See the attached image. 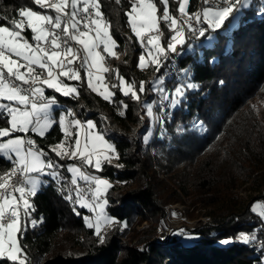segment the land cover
I'll return each instance as SVG.
<instances>
[{"label":"trees","instance_id":"trees-1","mask_svg":"<svg viewBox=\"0 0 264 264\" xmlns=\"http://www.w3.org/2000/svg\"><path fill=\"white\" fill-rule=\"evenodd\" d=\"M99 2L121 52L123 32L129 29L126 13L131 8V0ZM155 2L162 14L163 5L160 0ZM201 3V0H190L189 11L197 10ZM23 6L43 10L33 0H0V16H8L9 21L19 18L17 11ZM177 6V0H169L171 14L178 12ZM262 7L264 0H252V8L245 10L240 25L227 34L224 30L229 18L221 29L215 30L216 40L201 56L197 40L204 37L187 40L183 45L193 43L195 51L188 52L186 46L180 55L171 54L175 56L171 64L179 66L178 74L189 70L187 79L198 82L201 87L199 91L187 93V102L172 110L168 122L156 124L149 143L142 140L150 126L144 102L159 100L150 89L152 82L165 74V68L161 67L156 79L150 80L145 70L138 67L142 53L139 41L132 43L127 39L126 54L121 60L107 57L112 64L109 73L112 83L117 71L129 82L135 80L137 91L140 81L144 80L146 92L140 94V101L124 97L116 87L110 103L92 92L84 79L72 81L80 90L75 99L46 89V95H55L59 101L69 104L77 115L94 119L97 128L116 145L117 161L104 163L99 174L112 181L107 194V212L117 222L105 232V241L101 244L94 229L87 228L83 219L88 210L65 199L67 189H72L70 178L60 184L50 179L32 200L36 211L31 218L40 222L35 228L28 224L23 235L18 234L30 264H261L264 253L253 254V245L222 246L218 241L234 238L241 231L251 234L257 225L264 227L260 223L262 218L251 208L256 199L264 200V107L256 110L252 104L255 96L264 100V17L255 14ZM5 23L0 20V25ZM25 35L31 39L30 32L26 31ZM162 41L167 47L166 33ZM174 75L165 76L168 89L177 83ZM121 100L128 105L127 109L122 108ZM194 120H202L206 130L200 133L193 129ZM0 126H6L4 119H0ZM33 136L41 148L49 151L51 158H56L49 144L62 136L58 124L43 138ZM12 167L0 154V175ZM86 170L94 174L91 167ZM128 181L131 185L119 190L118 183ZM247 182H251L248 190L259 194L246 207L239 190ZM74 196L73 191V200ZM188 199L201 203L204 214L209 217L193 230L199 239L185 243L181 237L170 234L167 243L161 245L154 241L155 227H149L140 239L146 241V248L139 249L125 240L138 218L163 223L167 203ZM258 234L264 237V232ZM0 264L10 262L0 261Z\"/></svg>","mask_w":264,"mask_h":264},{"label":"snow or ice","instance_id":"snow-or-ice-1","mask_svg":"<svg viewBox=\"0 0 264 264\" xmlns=\"http://www.w3.org/2000/svg\"><path fill=\"white\" fill-rule=\"evenodd\" d=\"M33 2L44 11L23 6L17 11L19 18L9 21L8 16H0V20L6 22L0 25V119L6 123V126H0V154L14 165L9 172L0 175V261L10 264H30L18 234L22 236L27 230L29 219L36 211L33 198L49 183L42 177H50L57 184L65 179L58 171L64 165L53 160L29 133L43 138L53 125H59L63 139L51 147V152L60 159L81 162L67 165L70 183L75 186L74 203L94 213V218L85 215L83 219L87 228L94 229L101 244L105 241L102 226L117 222L106 211L109 206L106 194L112 187L110 181L85 170L92 167L102 171L105 162L111 164L113 156L117 155L116 145L106 139V134L97 129L92 119L82 121L70 108L56 119L53 106H59L58 100L56 96H47L45 89L65 98H78V87L66 83L65 79L81 81V70H84L87 87L110 103L116 95L112 88L119 87L124 97L134 101H140V94L146 92L145 82H140L137 91L136 81L129 82L118 71V85L106 82L105 74L112 69L105 66V54L118 58L114 50L117 41L109 31L110 25L104 18L99 0ZM208 2L204 0L205 4ZM160 3L162 14L155 0H131V8L126 13L131 31L144 49L145 54L138 58L142 70L154 66L159 72L164 62L171 59L169 52L180 55L178 46L186 43L185 26L189 39L203 38L209 30L221 29L234 12L252 8V0H222L224 6L205 7L202 12L189 14V0H180L178 11L184 19L178 20L170 13L169 0H160ZM255 14L264 17V7ZM161 21L173 33L167 47L162 43ZM26 31L31 33V39L25 35ZM188 75L189 70H181L184 79L177 77L172 89L165 86L164 76L152 82L150 91L158 95L159 100L144 102L148 117L160 124L161 121L168 122L172 110L187 102V93L200 90V84L187 79ZM119 103L127 109L128 105L122 100ZM154 109L160 115H156ZM152 136L150 125L142 136L143 142L149 143ZM81 181L86 188L80 186ZM67 190L65 199L73 201L72 189ZM258 207L264 208V205ZM75 214L80 215L79 212ZM260 217L264 218V211L260 212ZM40 220H43L42 215ZM260 223L264 225V219ZM37 224V219H30L31 227L35 228ZM258 232H264V227L257 225L251 234L241 231L234 238H223L218 242L222 246L233 243L253 245L264 253V237ZM174 235L187 241L200 238L199 234L184 229Z\"/></svg>","mask_w":264,"mask_h":264},{"label":"rangeland","instance_id":"rangeland-1","mask_svg":"<svg viewBox=\"0 0 264 264\" xmlns=\"http://www.w3.org/2000/svg\"><path fill=\"white\" fill-rule=\"evenodd\" d=\"M209 1H212V4H204V1H203V4L201 3V5H199V12H202L203 8H205V7H216L217 5H213V4H219V2H221L222 0H218V1L217 0H209ZM177 2H178V6H177V9H178L180 0H177ZM189 5H190V0H189ZM219 6H224V5L222 3V5H219ZM245 10H243L241 12H238V13L237 12L233 13V16L229 20L228 27L224 30L225 33L230 34L233 31L234 28H236V27H238L240 25L241 17L244 14ZM37 11H44V10H37ZM187 12L188 13L190 12L189 11V6L187 8ZM50 14H54V13H50ZM172 15H174V14H172ZM174 16L178 19V17H177L178 15H174ZM2 25H4V24H2ZM9 26H10V24H9ZM205 26L207 27L206 24H205ZM109 31H110L111 35L113 36V38L117 41V47H118L119 42H118V40L116 39V37L112 33L111 25H110ZM124 32H126L129 35L130 34L134 35L132 33V31H131L130 26H129V29L124 30ZM216 38H217V36H216L215 30H213L206 37H204L202 40H197V44L201 46L199 49H197L199 56L202 55L203 50L206 47H209V46H211L213 44V42L216 40ZM129 40H131V39L129 38ZM162 43H163V41H162ZM117 47L114 50L118 54V58L116 57L117 58L116 60L118 61V60H121L124 57V55L126 54L127 46L123 47L121 49V52H118ZM140 47H141V45H140ZM178 47H180V46H178ZM185 47L183 46L181 48V50H179V53H181L182 50ZM139 49L142 51L141 54H145L143 48H139ZM187 51L188 52L189 51H195V47H194L193 43H190L187 46ZM107 56L108 55L105 54L106 59L108 58ZM174 58H175V56L171 55V61ZM105 66L109 67L110 69H112V64H111L109 58L106 60ZM138 67H139V63H138ZM168 69L169 68H167V70H166L167 72H168ZM143 70H145V72L147 73V76L150 77V80L156 79L155 76H156L157 71L155 70L154 66H149L148 68L143 69ZM166 71H165V74L163 75L164 77L167 75ZM134 72H136V69H134ZM109 73L105 74L106 82L109 83L110 85H112V84H117L118 85L119 81L117 79H115L114 83H112L111 80H109ZM81 76H82V80L84 79L86 84H87V76H86V73L84 72V70H81ZM120 76H122V75H120ZM178 76H181V71L178 74ZM115 77H116V73H115ZM122 77H124V76H122ZM141 81H144V80L142 79ZM65 82L77 86L78 87V91L80 93L79 85L77 83H74L72 81H68L66 79H65ZM111 90L115 92L114 88H112ZM47 96L51 97V96H55V95H47ZM263 102H264V100L260 96H255V98L252 100V104H253V106L255 107L256 110L260 109V107H264V103ZM58 105L59 106H53V116L56 119H59L60 115L63 114L66 109H69V108L72 109L76 113V110L72 106H70L69 104H66V103L61 102V101L58 100ZM154 112L156 113V115H159V112L156 109H154ZM146 116H147V113H146ZM76 118H79L82 121H86L88 119H91V118H88V119L82 118L81 116L77 115V113H76ZM148 118L150 120V125H151V128H152L153 133H154V128H155L156 124L159 121H154L150 117H148ZM92 120L95 122L94 119H92ZM191 126H192L193 129H195L197 132H200V133H202V132H204L206 130V126H205V124H204V122L202 120H194V121H192L191 122ZM15 135H23V134H15ZM33 135H36V134L32 133L31 138L35 139L37 141V144L39 145L38 140ZM152 137L150 138V140L152 139ZM62 139H63V133H62V136H61V138L59 140H56V141L51 142L49 144V148L51 149L52 146H54L55 144L61 142ZM106 139H109V138L106 137ZM43 150L48 152V154H49L48 150H46V149H43ZM117 157H118V154L113 156L111 163H115L117 161ZM52 159L55 160L56 162H58L59 164L64 165V167L58 169V171H60L61 175L64 178H67L68 180L70 178V182H71V174L67 172V165H69V164H77V165H79V163H81V162L79 160L60 159L59 157L52 158ZM61 161H64V162H61ZM92 169L94 170V175H98V176H100L102 178L108 179L110 181L111 185H112V181L109 178L100 175L99 171L95 170L94 168H92ZM85 170H86V168H85ZM86 171L88 172V170H86ZM160 176H162V175H160ZM42 178L46 179L48 181H50V179H51L50 177H47V176L42 177ZM250 184H251V182L245 183L239 190L240 197H241V199H243L242 201H243V203H244V205L246 207L251 202V199H253L252 197H254V196L259 194L258 191H256V190H248L249 188H247V187H249ZM130 185H131V181H128L127 183H118V188H119V190H123V189H125L126 187H128ZM42 188H43V186H42ZM107 194H108V192H107ZM107 194H106V198L108 199ZM248 196H249V198H248ZM75 199H76V197L74 196V200L73 201H75ZM258 205H264V200L263 199H256L251 205L252 210L255 209L254 212H256L260 216V212L264 211V208L258 207ZM106 211H107V208H106ZM204 212H205V209L202 207L201 203H199V202L193 203L192 199H188V200H185L183 202H181V201H179V202H169L165 206V216H164V222L163 223H154L152 220L139 221L140 218H138L137 221L132 226V230L129 233V235L125 237V240L131 242L132 244H135V246L138 247L139 249L146 248V246H147L146 245V241H140V239H142L141 237L144 236L145 230L147 228H149V227H155L157 234H156V236L154 238V241H155V243H158V244H161V245L167 243L168 237H169L170 234H174L176 231H178L180 229L187 230L189 233L194 234L193 230L195 228L199 227L200 225L206 223L208 221V219H209L208 215L204 214ZM174 213H175V215H173ZM85 215H88V216L94 218V213L88 212V213L84 214V216ZM30 219H36V218H30ZM30 219H29V225H30ZM262 219H264V218H262ZM37 221H38V223L40 222L38 219H37ZM113 224L114 223L102 226V233L105 234V232ZM162 237L164 239H162ZM181 239L185 243L192 242V240L191 241H187V240H184L183 238H181Z\"/></svg>","mask_w":264,"mask_h":264},{"label":"built area","instance_id":"built-area-1","mask_svg":"<svg viewBox=\"0 0 264 264\" xmlns=\"http://www.w3.org/2000/svg\"><path fill=\"white\" fill-rule=\"evenodd\" d=\"M205 4V3H204ZM207 4H212V1H209ZM213 5H222V2H219V4H213ZM174 15H180L179 14V12L178 13H176V14H174ZM173 15V16H174ZM184 18L182 17V20H183ZM195 23V22H194ZM161 30H162V32H163V36L165 35V33L167 34V39L169 40V38H170V36L173 34L170 30H169V28L167 27V25L163 22V21H161ZM201 26H203V24L201 25ZM204 27V26H203ZM185 33H186V41L187 40H196V38H191V39H189V33H188V31H187V26H185ZM124 35H126V34H124ZM126 37H130L131 38V42L133 43V41H138V39L135 37V35L134 36H126ZM179 52V51H178ZM171 54H175V53H170L169 52V56L171 57ZM108 59V58H107ZM106 59V60H107ZM106 60H105V63H106ZM164 68H165V71L167 70V68H175V75H174V79H177V77H178V71H179V66H178V64H171V59L170 60H168V61H166V62H164ZM46 90V89H45ZM30 137H31V135L30 134H28ZM80 164V163H79ZM80 186H83V188H86L87 186L85 185V183L83 182V181H81L80 182ZM260 242H262V241H258V243H260ZM260 251V250H259Z\"/></svg>","mask_w":264,"mask_h":264},{"label":"bare ground","instance_id":"bare-ground-1","mask_svg":"<svg viewBox=\"0 0 264 264\" xmlns=\"http://www.w3.org/2000/svg\"><path fill=\"white\" fill-rule=\"evenodd\" d=\"M202 2L204 1V0H201ZM218 1V0H217ZM222 2V1H221ZM195 12H199V8L196 10L195 9V11H192V12H189V14H193V13H195ZM178 17V20H182V17L180 16V15H178L177 16ZM130 33V32H129ZM124 34H126V35H124ZM126 36H134V35H132V34H127L126 32H123V38H122V40H123V47H125V46H127V39H129L128 37H126ZM131 39V38H130ZM130 41V40H129ZM133 42H135V41H133ZM139 45V44H138ZM137 45V46H138ZM140 48V47H139ZM109 62V61H108ZM175 73V68H169L168 69V72H167V74L168 75H172V74H174ZM14 166V165H13ZM82 188H83V186H81ZM243 189V188H242ZM72 190L75 192V186H72ZM248 198H249V196H248ZM253 249H254V253L253 254H258L259 253V248L258 247H253Z\"/></svg>","mask_w":264,"mask_h":264},{"label":"crops","instance_id":"crops-1","mask_svg":"<svg viewBox=\"0 0 264 264\" xmlns=\"http://www.w3.org/2000/svg\"><path fill=\"white\" fill-rule=\"evenodd\" d=\"M89 172V171H88ZM89 173H91V172H89ZM91 174H93V173H91Z\"/></svg>","mask_w":264,"mask_h":264}]
</instances>
